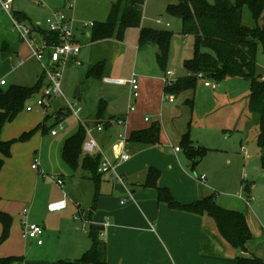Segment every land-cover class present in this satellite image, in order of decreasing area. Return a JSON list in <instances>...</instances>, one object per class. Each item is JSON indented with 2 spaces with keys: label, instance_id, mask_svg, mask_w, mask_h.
<instances>
[{
  "label": "rangeland",
  "instance_id": "1",
  "mask_svg": "<svg viewBox=\"0 0 264 264\" xmlns=\"http://www.w3.org/2000/svg\"><path fill=\"white\" fill-rule=\"evenodd\" d=\"M115 1L76 0L75 17L81 24L104 22L109 16L111 5ZM208 1L213 2L214 0ZM44 2L45 4H37L33 0H15L14 10L25 11L33 19L32 23L41 24V27L46 30V19L50 15V8L63 9L68 0H44ZM178 2L179 0H145L143 15L144 26L169 30L173 33L167 70L174 71L176 79L185 78L189 75L185 62L193 56L194 44L192 35L182 33L181 20L168 12V6ZM244 23L247 25L254 24L248 9L244 10ZM44 32L41 31L35 34L38 43L43 40V37L47 36ZM139 36L140 28L131 27L126 30L122 43L118 41L115 43H98L96 41V46H91L90 43L84 45L81 53L82 65L77 66L69 61L64 70L61 80L63 96L53 95V102L50 106L39 105L38 100L43 96L45 87L49 84V80L45 79L44 86L26 101L24 110L13 120L4 123L1 138L6 141H13V143L9 155L0 153V157L5 162L3 169L0 171V178L2 180V178L7 177L12 180V183L14 182L15 186L13 184L9 186L10 196L0 198V210H3L1 206L4 201L19 206L21 202L14 203V201H22L27 196L32 198L36 191L37 181L41 182L39 192L44 196L48 197L59 193L56 183L51 181L48 175L55 176L61 173V169H65L63 172L66 180V192L70 193L68 189L84 191L85 202L82 203V207L86 211H90L97 200L95 197V183L83 180V188L78 187L77 180L68 175V170L64 167L61 158L58 157V151L66 141L69 132L79 126L80 122L69 110L68 101L83 107L80 114L82 120L88 112L92 113L90 122H100L105 117H112L113 119L104 122L106 125H109L112 120L117 119L123 113L129 112L130 88L128 84L107 83L103 81V77L88 78L87 73L93 67L95 61L107 59L112 64L107 76L128 79L134 71L140 74L141 69L138 67L137 59ZM157 52L158 47L154 45L153 54H147L145 59H150L151 55L156 60ZM20 60L23 61L21 65H19ZM43 63H47V59L40 61L34 56L31 46L20 38L19 33L14 28L11 16L0 10V79H5L8 82L6 86L4 85V88L9 87L11 84L35 85L38 74L43 70ZM142 65L143 63H141ZM157 66L158 72L162 73L163 70L159 65ZM256 75L264 77V52L261 46L257 55ZM141 77L139 81L142 79ZM205 80L216 82L209 78ZM205 80L198 77L193 88L183 90L175 95H164L163 89H160L157 98H155L154 93L140 96L137 104L138 110L135 113H130L128 129L136 127L147 116L152 119L148 126L150 127L155 122L154 116L156 115L161 122L162 143L156 150L159 156L156 155L155 150L150 149L134 156V149L129 145L126 152L131 154L132 158L126 163H121L122 167L120 166L119 169H125L124 173L127 175L133 169H137L138 165L146 160V157L155 159L163 156L166 157V170L164 168L166 179L169 177L171 181H178L189 186L190 184H201L198 178L202 171L213 169V167L220 168L216 178L226 187L218 186V192L214 193L218 198V202L223 204L225 194L236 195L237 191L242 194L244 176L246 175L248 180L257 179L253 177L257 175L256 171L263 166L262 156H257L249 145V142H253V144L255 141L257 142L260 131V115L251 111L248 106L250 80L242 77H228L217 82V89L205 86ZM169 96L175 98L173 103L168 100ZM101 100L106 101V113L103 117H97L96 109ZM28 107L32 109L28 110ZM47 111L49 114H46V119L49 120L44 122L43 116ZM60 119L63 120L64 128H61ZM58 121L59 123H57ZM51 124L59 132L56 137H48L45 133V129ZM86 125L94 128L87 122ZM117 131L119 133L121 129L118 127ZM27 132L32 133L28 137H23L24 133ZM185 133L189 134L190 139L195 144L223 151L210 150L199 162L196 169L192 170L182 144ZM105 135L106 132L99 137L98 141L103 139ZM127 141L129 140L127 139ZM242 145L247 149L248 154L246 157H244L245 153L242 150ZM176 147L181 148L182 152L177 154ZM143 148L150 147L144 145ZM104 153L110 161L115 160L117 153L112 143L107 146V151L105 150ZM227 156L233 158L231 164L226 163ZM36 157L40 159L43 171L49 173L44 177L40 174L43 178L38 176V171L32 169ZM12 163L14 164L13 170L10 169ZM160 169L162 171V168ZM14 170L15 174L13 173ZM93 184L94 193L90 197L86 194V191L87 189L90 190ZM227 187H230V189ZM253 198L250 199V203L255 202ZM123 202H125V199ZM72 204L77 213V204ZM76 213L73 212L71 219L68 216L62 218L52 217L47 223L51 224L52 227L63 229L70 222L72 224L75 222L78 227L77 241L81 243L85 238V242H88L87 238H89L91 228L87 223L83 224L84 221L80 219L81 217L74 220V214ZM46 226L47 228L42 237L45 245L43 247L27 245L22 239L21 221L19 220L16 223L13 218L9 237L0 243V257L20 256L23 258V262L25 261L24 264H59L61 260L74 261L82 257V254H73L74 248L70 244L66 230L62 233L60 239L57 237L53 240H47L46 230H48V225ZM1 233L2 225L0 222V236ZM19 264L23 263L19 262Z\"/></svg>",
  "mask_w": 264,
  "mask_h": 264
},
{
  "label": "crops",
  "instance_id": "2",
  "mask_svg": "<svg viewBox=\"0 0 264 264\" xmlns=\"http://www.w3.org/2000/svg\"><path fill=\"white\" fill-rule=\"evenodd\" d=\"M74 11L75 9L71 12V14L75 17ZM28 16L30 17L32 22L33 19L29 14ZM142 26H144L143 20ZM91 30L92 27L83 28V25L79 23V21H77L76 35L79 43L81 44V51L77 56V59L81 61V64L78 65L76 63V60L74 59L70 60L77 66L82 65L81 53L83 46L89 43L91 46H96L97 44L96 41L94 42L90 38ZM116 41L121 43L123 42L113 38L98 41V43H115ZM137 46L138 67H140L141 73L138 74L136 71L134 72L138 74L139 78L141 77V74H143L141 77L142 79L139 81L140 96L152 95L154 93L155 98H157V93L160 89H163V93L165 95L163 82V76L165 74V71L159 73L157 59L154 60L151 57L154 51V44L149 43L147 45ZM149 53H151L150 59H145V56ZM46 56L44 57V59L46 58L47 62H49V57L48 55ZM103 60L107 63V67L103 75L104 81V78L110 77L107 76V73L110 72V67H112V64L107 59L95 61L94 64ZM20 62H22L21 64H23V61L20 60L19 65H21ZM141 63H143L142 66ZM42 74L43 70L38 74L36 82ZM130 78L122 79L129 80ZM1 80L3 79H0V81ZM7 84L8 82L6 81L5 86ZM125 84H128L130 88L131 103L132 87L129 83ZM2 88H4V85ZM138 99L134 102V104L136 105L135 110H130V108L128 107L129 112L127 111L126 113H123L121 116L118 117L126 120L124 126L116 124H104L105 121L107 122L113 119L112 117H105L103 120H100V122H90V115H92V113L88 112V114H86L85 118L83 119L85 121H83L81 117V119L78 118L80 121L79 126L71 130L68 134V137L75 134L81 126L82 122H87L90 125L94 126V128L98 124H104V130L97 131L96 129H94V136L98 142L99 149L103 154L106 153H104V151H107V146L111 143L113 144V147L114 149H116L117 153L113 162L116 164L118 172L123 176L122 181L114 179V175L111 172L104 173L101 174V182L99 185V189H97L96 183L90 177L89 173H87L83 168L79 167L77 170H72L65 163L62 158V148L65 142L58 151V157H60L63 161L64 167L68 170V175L71 176L73 179L77 180L78 187L81 186V188H83V180H88L90 181V183H95V197L97 198V200L95 201V204H93L90 211H86V209L82 207V203L85 202V195L83 194L84 191H80L79 189H77V191H72L68 189L70 193L68 194L66 192V180L63 172L65 169H61V173L55 175L59 176L64 180L63 188L56 184L60 191L59 193L53 194L48 197L44 196L43 194H41V192H39L41 182L37 181L36 183L38 184L36 187V191L32 198L31 196H27L23 198L22 201H14V203L21 202L19 206H16V204H12L8 201L2 202L3 205L1 207L3 210H0V212L4 211L9 213L14 218V220H16V223H18L19 220L21 221L22 239L25 241V244L37 245V247H43L45 245L44 241L42 244H38L36 241L27 239L23 236L22 230L24 227L23 222L25 217L22 215V210L25 207H28L29 222L44 225V232L47 228L46 225H48V230H46L47 240H53L57 237L58 239H60L62 233L66 230L68 232L70 244H72L74 248L73 254L76 253L83 255L86 251H88L92 246V240L90 238V235L89 238H87L88 242H85V238H83V241L79 243L77 241L78 227L75 222L74 224L70 222L63 229L55 226L52 227L51 224L47 223L48 220L52 217L62 218L68 216L71 219L73 212L76 213V208L73 206L72 203H76L78 212L74 214V220H77L78 217H81L80 219L84 221L83 224L87 223L89 225V228H91L92 225H95L100 228V236L106 242L107 245L106 264H237V256H258L264 260V147H259L256 141L254 142V144L253 142H249V145L251 146L253 152L256 153L257 156L261 155L263 158L262 168L256 171L257 175L253 177L257 179L248 180L247 176L245 175L243 178L244 182L242 184V194L238 191L236 195L230 193L225 194V197H223V204L218 202V198H216L217 202L223 207L227 209L242 211L245 214L248 225L254 236L253 239L247 243V252L241 249L232 250L225 245L222 238L216 231L213 219L207 218L197 213L172 209L166 203L158 201L156 189L152 187L142 186L146 181L148 170L150 167H156L158 169L162 168L161 177L158 180L159 186L169 187L178 201L182 203H191L198 199H202L207 195L213 194L214 192H218V186L226 187V185L219 182L216 178V174L218 173L220 168L213 167V169L211 168L209 170L202 171L200 175L206 174V181H202L199 176L198 180L200 179L199 183L201 184H190L189 186L183 183H179L178 181H171L169 177L166 179V173L164 171V168L166 170V157L163 156L155 159L146 157V160L139 164L137 169H133L127 175L124 173L125 169H119L121 163H126L132 158L131 154L126 152L127 147L129 145L131 148L134 149V156H138L142 152L149 151V149L155 150L154 152H157L156 150H158V146H160L162 143L161 142L159 145H149L150 148H143L144 144L131 142L129 140L128 136H130L131 132H133L137 128H148L149 123L152 121L150 117V120H146V117H144L143 120H141V122L136 125V127L128 129L130 113H135L138 110ZM46 114L48 115L49 112L47 111L46 113H44V122L49 120L48 118L46 119ZM154 118L155 120H158L156 115L154 116ZM59 121L60 123L63 122L62 119H60ZM59 121L57 123H59ZM118 127L121 129L119 133L117 131ZM53 129V124H51V126H47V128L45 129V133H47L48 137H56L58 135L59 132H57L56 135H53L51 133ZM104 132H106V135L103 137V139L98 141L99 137ZM121 133L126 136L125 141L120 138ZM127 139L129 141H127ZM195 145L200 146L198 144ZM243 147L245 148V146L242 145V150ZM210 150L223 151L221 149ZM123 151L130 155V158L128 160L123 161L120 159V155ZM245 151L246 152L243 151L245 153L244 157H246L248 154L246 148ZM176 152L177 154H179L182 152V150ZM87 154L88 153L83 151L82 156ZM96 154H100V152ZM156 155L159 156L158 152L156 153ZM226 159V163H232L233 158L231 156H227ZM13 165L14 164L12 163L11 168L9 167L11 170H13ZM13 173L15 174V170L13 171ZM38 176L42 177L40 176L39 172ZM11 184L15 186L14 182L12 183V180H9L7 177L2 178V180L0 178V198H2V196L4 198L10 196L8 190ZM246 184L250 185L251 187L249 194L245 190ZM230 187L227 188L230 189ZM90 190L87 189L86 194L91 197V195H93L94 193V184ZM89 191L91 192L90 194ZM240 195H243L242 197L249 196V199L245 200L244 198L240 197ZM253 196L255 197L253 198ZM64 198H66L68 201V206L66 209L56 212H52L48 209V205L50 203L62 200ZM120 198L122 199L120 200ZM251 198L254 199V203H250ZM124 199L125 202H123ZM106 221H108L107 225H105ZM86 233H88V231H86ZM68 254L70 253L68 252ZM19 262L23 264L25 263V261L23 262L22 259L16 262L15 264H19Z\"/></svg>",
  "mask_w": 264,
  "mask_h": 264
},
{
  "label": "trees",
  "instance_id": "3",
  "mask_svg": "<svg viewBox=\"0 0 264 264\" xmlns=\"http://www.w3.org/2000/svg\"><path fill=\"white\" fill-rule=\"evenodd\" d=\"M145 0H116L110 9L106 21L95 22L90 38L92 41L108 39L124 40L126 30L131 27L140 28L139 45L149 43L158 47L157 63L163 71H167L173 33L153 27L142 26ZM248 9L253 25L244 23V10ZM168 12L178 17L182 23V33L194 37L193 56L185 62L189 75L178 78L173 85L165 86V94H179L183 90L196 85L199 74L204 80L216 82L228 77H242L250 80L248 98L249 109L260 115L259 134L257 144L264 147V78L256 75L257 55L260 49L264 52V0H179L177 4H170ZM15 16L20 21L31 22L24 11H16ZM45 31L46 38L51 42L57 40L58 35ZM106 61H99L88 71V78H101L106 70ZM46 77L43 73L33 86L12 84L7 88L0 87V153L10 154L13 141L1 139V132L6 121L13 120L25 108L26 101L36 94L43 86ZM106 101L101 100L97 107L96 116L103 117ZM32 132L24 133L28 137ZM87 133L81 125L78 131L68 137L62 148V158L72 169L83 168L96 183L99 189L101 174L98 167L101 155H84L83 144ZM131 142L144 145H159L161 143V122L155 120L145 129L135 130L129 136ZM182 144L192 170L207 155L210 149L195 145L189 134L183 135ZM4 159L0 157V171L4 167ZM161 170L150 167L146 181L142 186L156 189L159 202L166 203L170 208L186 212L197 213L213 219L215 228L225 245L232 250L248 251L247 243L253 239L245 214L240 210L227 209L217 202L215 193L205 196L191 203H182L173 195L171 189L159 186L158 180ZM249 194L251 187L245 185ZM2 233L0 243L10 234L13 217L4 211L0 212ZM91 248L81 258L69 261L61 260L59 264H106L107 245L100 236V228L91 226ZM19 256L0 257V264H15L22 260ZM237 264H264L258 256L236 257Z\"/></svg>",
  "mask_w": 264,
  "mask_h": 264
},
{
  "label": "built area",
  "instance_id": "4",
  "mask_svg": "<svg viewBox=\"0 0 264 264\" xmlns=\"http://www.w3.org/2000/svg\"><path fill=\"white\" fill-rule=\"evenodd\" d=\"M37 4H45L44 0H33ZM15 0H0V10L6 12L11 16L13 21L14 28L20 35V38L26 41L32 48L34 56L37 57L38 60L43 61L46 54L49 57V62L43 63V73L45 74L46 79L49 80V84L45 87V91L43 96L38 100V104L42 106H50L53 102L52 96H63V91L61 88V80L63 77L64 70L71 59L76 60L78 65L81 64V61L77 59L81 51V44L78 41L76 32H77V19L71 14V12L76 7V0H68L67 4L63 9H53L50 8V15L46 19L47 24V32L55 33L58 35L57 40H52L51 42L46 37H43V40L38 43V38L35 37L37 32L42 30L41 24H34L29 21H20L15 16L14 10ZM161 21V19H159ZM83 28L93 27L94 23H83ZM36 44V45H34ZM22 62H20L21 64ZM198 77H202L204 79L203 74H199ZM264 78V77H263ZM177 79L175 78V72L172 70L165 71L163 76L164 87L171 86ZM104 81L107 83H115V84H125L129 83L132 87V96L131 103L129 105L130 110H135L136 105L134 104L135 100H137L140 96V85H139V77L136 72H134L129 80L122 78H112L106 77ZM6 84V80L0 81V86ZM205 86L211 87L212 89H217V82L205 80ZM170 102H174L175 98L173 96H169L168 99ZM68 101V100H67ZM69 110L75 115L77 118H80V114L82 111V107L77 103L69 102ZM31 107H28V110H31ZM146 120H150L149 117H146ZM126 120L123 118H117L112 120L110 124L122 125L124 126ZM61 128L64 127L62 123ZM82 125L85 127L87 138L83 144V151L88 154H96L100 152L101 154V162L98 167V172L100 174L111 172L114 175V179L123 180V176L118 172L117 166L113 161H110L105 154L101 152L99 149L98 142L94 136V128L86 125V123L82 122ZM104 124H98L95 129L97 131L104 130ZM57 130L53 129L52 134L56 135ZM120 138L125 141L126 136L124 134H120ZM176 151H181V148L176 147ZM243 151L245 148L243 147ZM130 158V155L125 151L120 155V159L125 161ZM32 168L37 170L42 176H47L48 173L44 172L41 169L40 159L38 157L35 158V161L32 164ZM50 180L55 182L58 186L64 187V180L59 176L48 175ZM200 179L202 181H206V174L200 175ZM243 195H240L242 197ZM245 200L249 199V196L242 197ZM68 206V201L66 198L62 200H58L52 202L48 205V209L52 212L61 211L66 209ZM28 213L29 208L25 207L22 210V215L25 217L24 219V227H23V236L27 239H31L36 241L38 244H42V236L44 234V227L37 223H31L28 221ZM108 224V221L105 222V225Z\"/></svg>",
  "mask_w": 264,
  "mask_h": 264
},
{
  "label": "water",
  "instance_id": "5",
  "mask_svg": "<svg viewBox=\"0 0 264 264\" xmlns=\"http://www.w3.org/2000/svg\"><path fill=\"white\" fill-rule=\"evenodd\" d=\"M79 94V93H78Z\"/></svg>",
  "mask_w": 264,
  "mask_h": 264
}]
</instances>
